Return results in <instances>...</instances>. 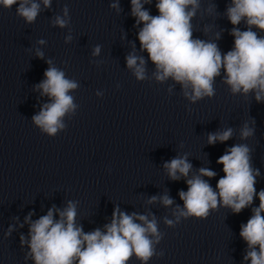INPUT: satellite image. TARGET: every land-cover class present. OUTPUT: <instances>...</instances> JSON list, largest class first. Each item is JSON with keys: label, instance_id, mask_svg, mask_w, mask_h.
<instances>
[{"label": "clouds", "instance_id": "9594fccd", "mask_svg": "<svg viewBox=\"0 0 264 264\" xmlns=\"http://www.w3.org/2000/svg\"><path fill=\"white\" fill-rule=\"evenodd\" d=\"M41 3L44 8H50L52 0H0V7L11 10L17 6L16 15L26 24H33L41 12ZM130 3L135 26L142 25L138 40L141 50L148 53L155 65L153 76L156 81L163 83L171 78L181 85L183 96L196 103L215 96V80L223 71L222 83L229 86L233 96L241 94L247 99L254 95L258 103L264 102V0H231L226 6L225 15L233 26L230 35L234 37L233 47L226 53L221 52L215 41L193 37L191 21L200 8V0H155L158 15H152L144 7L153 0H130ZM110 7L118 13L121 11L119 0H113ZM62 13L53 18L52 24L65 28L71 21L67 5ZM241 23L245 30H241ZM219 35L216 34V39ZM71 39L69 35L65 42ZM100 51L101 46L97 45L92 55L98 56ZM36 56L44 59V53L39 49ZM46 63L44 79L34 90L47 96L50 102L43 104L39 113L32 116V123L42 134L55 137L67 128L64 117L75 115L78 105L69 93L79 85L76 80L67 78L51 59ZM126 65L137 80L147 79L144 57L129 53ZM253 134L254 128L247 123L241 127L242 140ZM232 136L233 129L229 127L209 133L207 142L210 145L223 143ZM251 151L247 144H235L225 150L217 160L223 166L224 175L217 180L215 190L209 180L203 178L211 179L217 175L210 168H200L198 174L188 178L192 164L188 162L187 154L166 161L163 168L169 179L186 178L188 189L179 191L184 206L177 205L173 212L175 220L165 218V224L173 227L181 218L188 217L204 220L210 210H218L221 206L239 214L258 198L259 205L252 207V215L240 226L239 235L247 245L243 261L264 264V189L256 190V177L260 172L253 167ZM157 199L166 207L174 203L167 192L159 198L152 196L148 202L154 203ZM54 212L59 213V220L54 219ZM76 216L77 202L68 201L63 210L53 206L46 215L32 221L30 240L23 235L20 237L21 246L27 243L30 248L25 259L31 257L35 264H128L135 256L141 264H148L154 256L164 255L156 249L163 234L158 230L155 217L149 220L146 215L128 214L116 207L111 222L104 226L106 231L97 228L86 233L77 225ZM30 220L31 213L25 217V223Z\"/></svg>", "mask_w": 264, "mask_h": 264}]
</instances>
